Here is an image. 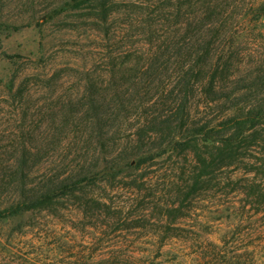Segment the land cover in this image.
<instances>
[{"label":"trees","instance_id":"trees-1","mask_svg":"<svg viewBox=\"0 0 264 264\" xmlns=\"http://www.w3.org/2000/svg\"><path fill=\"white\" fill-rule=\"evenodd\" d=\"M96 1L118 51L73 69L76 88L50 110L65 145L37 176L20 152L0 222L67 207L99 236L101 264H264V0H71L52 13Z\"/></svg>","mask_w":264,"mask_h":264},{"label":"rangeland","instance_id":"rangeland-1","mask_svg":"<svg viewBox=\"0 0 264 264\" xmlns=\"http://www.w3.org/2000/svg\"><path fill=\"white\" fill-rule=\"evenodd\" d=\"M70 2L0 0V199L10 193L5 184L11 179L9 168L22 160L20 152H31L26 156L37 176L41 173L37 169L51 166L56 151L64 147V141L54 138L60 120L56 110H50L63 92L76 88L73 69L99 71L107 53L118 51L113 46L116 31L100 22L103 1L52 13ZM112 11L118 29L121 5L116 3ZM12 25L20 28L14 31ZM44 149L50 156L36 158ZM66 208L54 216L51 211H36L1 221L0 264L103 263L107 257L102 247L94 254L90 250L94 240L101 243L99 236L92 238L78 224L81 215Z\"/></svg>","mask_w":264,"mask_h":264}]
</instances>
